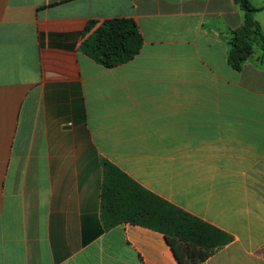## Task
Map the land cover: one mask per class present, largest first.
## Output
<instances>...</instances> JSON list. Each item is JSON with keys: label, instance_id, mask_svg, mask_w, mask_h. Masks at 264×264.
Listing matches in <instances>:
<instances>
[{"label": "crops", "instance_id": "obj_1", "mask_svg": "<svg viewBox=\"0 0 264 264\" xmlns=\"http://www.w3.org/2000/svg\"><path fill=\"white\" fill-rule=\"evenodd\" d=\"M240 9L0 0V264H179L154 229L106 228L104 161L233 237L202 264H264V57L227 63ZM114 18L144 44L106 68L81 45Z\"/></svg>", "mask_w": 264, "mask_h": 264}, {"label": "trees", "instance_id": "obj_2", "mask_svg": "<svg viewBox=\"0 0 264 264\" xmlns=\"http://www.w3.org/2000/svg\"><path fill=\"white\" fill-rule=\"evenodd\" d=\"M244 12L243 26L233 33L228 64L241 71L258 48L264 57V30L249 0H235ZM96 25L92 22L89 29ZM144 44L137 23L131 18L105 20L81 45V50L106 68L133 60ZM102 218L106 228L133 224L162 233L179 264H202L233 237L183 211L137 184L119 168L103 162Z\"/></svg>", "mask_w": 264, "mask_h": 264}]
</instances>
